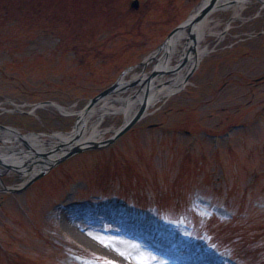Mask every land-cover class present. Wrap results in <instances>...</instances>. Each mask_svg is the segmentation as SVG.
<instances>
[{
	"label": "rangeland",
	"instance_id": "rangeland-1",
	"mask_svg": "<svg viewBox=\"0 0 264 264\" xmlns=\"http://www.w3.org/2000/svg\"><path fill=\"white\" fill-rule=\"evenodd\" d=\"M7 1L17 4L0 7V123L51 134L72 131L77 116L31 104L83 109L199 0ZM260 5H245L183 89L115 142L0 194V264H137L116 249L149 264H264V83L247 85L264 75ZM237 13L211 14L202 44ZM123 120L110 113L101 126Z\"/></svg>",
	"mask_w": 264,
	"mask_h": 264
},
{
	"label": "water",
	"instance_id": "water-1",
	"mask_svg": "<svg viewBox=\"0 0 264 264\" xmlns=\"http://www.w3.org/2000/svg\"><path fill=\"white\" fill-rule=\"evenodd\" d=\"M221 5H223V3L220 2V0H203L201 2V4L196 8L194 13L190 17H188V19L185 22H183L178 27H176V29H174V31L169 35V37H170L173 34H175L176 32L182 31L186 28L187 33H188V37L186 38V44H188V42L191 41V44L188 45V47H186L187 53H183L177 69H179L188 60L190 52L195 53V45H194L195 44V32L198 29V27L200 26V24L202 23V21L214 9L220 7ZM194 57H195V55H193V58ZM167 59H168V51H165L164 59H163L164 64L167 62ZM177 69H174V70L171 69L170 70V69L157 68L156 67L150 73H148V75L146 77H144V79H142V83H140V81H137V80L132 82L131 83L132 85L140 83V90L139 91H141L143 93V99H142V101H140V104L138 105V109L136 110L134 115L131 117V119L128 122H126L120 129H118L115 132V134L113 135V137H111L110 139H108L104 142L99 143L96 141H89V142H87V144H85L84 142L79 143L76 141V138H78L82 132V130H79L77 135L63 139V144H66V147L63 148V152L59 156H57V157L55 156V158H51L48 156V154L57 150V146L50 149L48 153H43V152H40L38 150L31 148L27 144L26 140L22 139L24 144L27 147H29L31 151H29L27 153V154H29L30 157H27V155H25L23 152H20V156L23 158V160L20 161V171H19L20 174H23L26 171L32 169V164L27 162V160L30 158H34L37 156L43 157L46 161H48V165H44V161L37 160L35 162V164L38 165L39 167L43 168V170L38 171L34 175H32L28 182H31L34 179L38 178L39 176L44 174L48 169H50L52 166L56 165L57 163H59L60 161H62L64 159L70 157L74 153L80 152L84 149H88L91 147H97V146L99 147L102 144L113 142L117 137H119L121 134H123L125 131H127L132 125H134L136 123V121H138L141 118V116L144 114L145 110L148 107V100H147L148 98L147 97H148V91L151 87V83L154 82L155 79L157 77L161 76L162 74H165L167 72H175ZM115 86L116 85L109 87L108 89L102 91L98 96L91 99L89 106L93 105L100 97H103L107 94L114 92ZM130 107L131 106H129L128 108H130ZM0 141H2V140L0 139ZM9 160H10V158H8V159L0 158V165L5 167V172H7V170H13V169L18 170L19 166L14 165ZM49 161H51V162H49ZM22 165H24V166L26 165L27 168L23 167Z\"/></svg>",
	"mask_w": 264,
	"mask_h": 264
},
{
	"label": "bare ground",
	"instance_id": "bare-ground-1",
	"mask_svg": "<svg viewBox=\"0 0 264 264\" xmlns=\"http://www.w3.org/2000/svg\"><path fill=\"white\" fill-rule=\"evenodd\" d=\"M239 2H240L239 9H241L242 7H244V5L246 3H251L252 0H240ZM236 5L234 3L232 5V7H236ZM230 6H231V3H230ZM263 7H264V5H263ZM263 7H261V8H263ZM259 12H260V10L257 13H259ZM239 15H240V13L238 12L236 14V16H239ZM202 38H204V37H202ZM177 39H178V35L174 36L170 41H168L167 45L164 47V50L168 51L169 53L170 52H175V54H181V52H180L181 49L177 48L178 47L177 46ZM208 45L209 44H205V45L202 44L201 45V42H200L199 43L200 47H199L198 50L200 52L201 51L209 52L211 50V48H209ZM201 55H202V53H201ZM181 79L182 78H180V80ZM163 80L164 79H162V78L159 79L161 84H160V82H158L156 84V87L153 88L152 91L149 93V96H148L147 100H148V104L150 106H153L156 103L162 101V99L164 98V96L166 94H168L171 90H174L175 88L177 89V87L179 86V85L175 84L174 80L171 83H169L167 85H164V83H162ZM127 83H128V81H125L124 79H121V81L119 82V86L121 87V86H123V85H125ZM106 105L103 104L101 106L93 107L89 111L80 112L79 113L80 125H82V126L83 125H90V132L86 136L87 139H91V137H95L96 138L100 134H103V132H105V129H103L101 127V123H102L103 120H105V117L107 115H109V109L110 108L107 109ZM118 106L122 107V109L124 110V115H125L124 116L125 117L124 122H126L131 117V115L134 113V111H135V109L137 108L138 105L133 106L132 110H127L125 103H123L122 100H120L119 103H118ZM117 109L118 108L114 109L113 111H117ZM71 111H73V110H71ZM73 112H75V111H73ZM114 113H116V112H114ZM76 132H78V129H77ZM31 136H28V140H30L32 143H37L38 141H36V136H34V135H31ZM7 137H10V136H7ZM37 140H39V139H37Z\"/></svg>",
	"mask_w": 264,
	"mask_h": 264
},
{
	"label": "snow or ice",
	"instance_id": "snow-or-ice-1",
	"mask_svg": "<svg viewBox=\"0 0 264 264\" xmlns=\"http://www.w3.org/2000/svg\"><path fill=\"white\" fill-rule=\"evenodd\" d=\"M97 239H100V238L97 237ZM101 242L104 243L106 247H112L113 246L107 240H102ZM116 251L119 252L120 255L125 256V258H127V259H135L137 261V264H149V261L145 260L143 257H141L139 255L132 256L128 253L121 251L120 249H116ZM107 264H117V262L116 261H108Z\"/></svg>",
	"mask_w": 264,
	"mask_h": 264
},
{
	"label": "flooded vegetation",
	"instance_id": "flooded-vegetation-1",
	"mask_svg": "<svg viewBox=\"0 0 264 264\" xmlns=\"http://www.w3.org/2000/svg\"><path fill=\"white\" fill-rule=\"evenodd\" d=\"M258 79H259V78H257L256 80H258ZM261 79H262L261 81H260V80L257 81L258 83H249V84L257 86L259 83L264 82V75H262ZM249 84H248V85H249Z\"/></svg>",
	"mask_w": 264,
	"mask_h": 264
}]
</instances>
